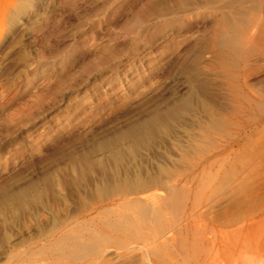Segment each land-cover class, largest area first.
Listing matches in <instances>:
<instances>
[{"label":"rangeland","instance_id":"1","mask_svg":"<svg viewBox=\"0 0 264 264\" xmlns=\"http://www.w3.org/2000/svg\"><path fill=\"white\" fill-rule=\"evenodd\" d=\"M0 264H264V0H0Z\"/></svg>","mask_w":264,"mask_h":264},{"label":"bare ground","instance_id":"2","mask_svg":"<svg viewBox=\"0 0 264 264\" xmlns=\"http://www.w3.org/2000/svg\"><path fill=\"white\" fill-rule=\"evenodd\" d=\"M153 197V196H152ZM156 198V197H155ZM154 199V198H153ZM140 209V208H139ZM145 209V208H144ZM142 213V212H141ZM157 215V214H156ZM159 217V216H158ZM156 219V218H155ZM160 219V218H159ZM145 221V220H144ZM156 221H158V220H156ZM155 221V222H156ZM150 223V222H149ZM158 224V223H157ZM137 226V225H136ZM150 236V235H149ZM161 237V236H160ZM152 247V246H151ZM149 248V247H148ZM152 249V248H151ZM153 251V250H152ZM146 252H148V251H146ZM152 254V253H151ZM154 257V256H153ZM145 258V257H144ZM260 262V261H259Z\"/></svg>","mask_w":264,"mask_h":264}]
</instances>
